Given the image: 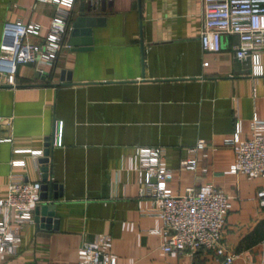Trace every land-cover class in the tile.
<instances>
[{
    "label": "crops",
    "instance_id": "crops-1",
    "mask_svg": "<svg viewBox=\"0 0 264 264\" xmlns=\"http://www.w3.org/2000/svg\"><path fill=\"white\" fill-rule=\"evenodd\" d=\"M81 3L67 10L0 0V49L7 22L40 25L31 40L42 44L58 10L69 16L66 44L53 65L19 66L16 87L0 78V118L11 120L0 128V139L11 140L0 143V201L12 175L43 184V166L16 152L44 151L47 140L49 181L62 193L54 202L57 229L27 223L16 256L0 264H79V251L97 236L111 238L102 250L117 264H219L205 251L161 255L158 203L139 197L143 147L164 151L160 165L172 172L170 194L201 185L224 190L221 244L231 264H264V209L256 199L264 179L230 174L235 152L224 145L236 123L243 141L252 134L253 116L264 122V51L259 77L248 60L234 59L233 36H222L219 52H203L202 0H105L104 20L70 46ZM200 140L207 148L196 154V172L180 170Z\"/></svg>",
    "mask_w": 264,
    "mask_h": 264
},
{
    "label": "built area",
    "instance_id": "built-area-1",
    "mask_svg": "<svg viewBox=\"0 0 264 264\" xmlns=\"http://www.w3.org/2000/svg\"><path fill=\"white\" fill-rule=\"evenodd\" d=\"M43 4L58 5L72 9L75 0H37ZM203 22L200 32V45L205 53H217L222 48V36H233L234 59L238 62L249 61L252 76H262L259 54L264 51V0H202ZM69 16L61 9L53 19L49 33L42 44L32 42L39 37L41 26L34 23L24 24L21 20L7 22L3 27L5 44L0 49V78L9 87H16V74L19 66L53 65L65 46L68 33ZM10 119L0 118V128L10 125ZM263 131V133H260ZM240 124H235L234 135L225 140V146L234 148V163L229 172L250 179H264V122L256 116L252 118L250 138L239 139ZM11 142L10 139L0 143ZM57 135L52 143L57 146ZM51 146V144H50ZM207 148L200 140L189 149L190 157L180 163L179 169L195 173L196 154ZM29 154L38 164L44 158V151H17ZM164 151L159 148H139L137 178L139 197L158 203L157 216L163 224L164 242L160 247L162 256L195 254L198 251L211 252L219 264H231L233 256L226 254L221 244V234L228 212L227 193L213 185H201L185 189L183 195H172L166 188V181L172 172L162 168ZM25 162H13V167H23ZM41 183L25 181L22 176L12 175L8 194L0 201V258L17 254L16 244L20 241L21 231L35 217L40 205ZM258 207L264 209V189L256 194ZM109 236H97L79 251V264H117V259L103 251L109 246Z\"/></svg>",
    "mask_w": 264,
    "mask_h": 264
},
{
    "label": "water",
    "instance_id": "water-1",
    "mask_svg": "<svg viewBox=\"0 0 264 264\" xmlns=\"http://www.w3.org/2000/svg\"><path fill=\"white\" fill-rule=\"evenodd\" d=\"M79 7V16L75 20L71 28V42L70 46H79L74 44V41L81 37L90 36V29L95 23L102 22V14H105L107 7L105 0H81ZM74 40V41H73ZM50 157V142L47 140L44 150V158L39 160V164L43 166L41 169L43 173V184L40 195L41 205L35 210V223L41 225L42 228L51 230L57 229V220H55V211L57 204L54 203L58 198L62 197L61 186L52 184L49 181V168L46 165L49 163ZM60 192L58 193V191ZM54 193H51L53 192Z\"/></svg>",
    "mask_w": 264,
    "mask_h": 264
}]
</instances>
